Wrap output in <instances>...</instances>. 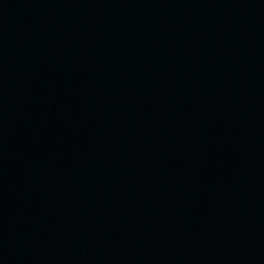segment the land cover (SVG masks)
Instances as JSON below:
<instances>
[{
  "label": "water",
  "instance_id": "obj_1",
  "mask_svg": "<svg viewBox=\"0 0 264 264\" xmlns=\"http://www.w3.org/2000/svg\"><path fill=\"white\" fill-rule=\"evenodd\" d=\"M0 264H264V0H0Z\"/></svg>",
  "mask_w": 264,
  "mask_h": 264
}]
</instances>
